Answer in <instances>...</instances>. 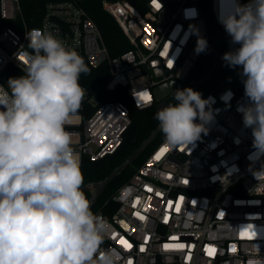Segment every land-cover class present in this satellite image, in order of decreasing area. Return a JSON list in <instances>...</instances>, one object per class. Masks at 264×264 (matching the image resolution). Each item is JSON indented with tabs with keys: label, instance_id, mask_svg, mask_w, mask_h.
<instances>
[{
	"label": "built area",
	"instance_id": "2783aa9c",
	"mask_svg": "<svg viewBox=\"0 0 264 264\" xmlns=\"http://www.w3.org/2000/svg\"><path fill=\"white\" fill-rule=\"evenodd\" d=\"M28 1L0 0V85L24 74L16 53L27 48L25 33L32 29L51 32L75 49L89 73L80 75L85 96L65 127L74 134L80 161L100 160L121 145L129 108L104 100L110 92L124 88L135 108H149L162 83L192 87L188 76L196 62L226 41L220 37V0H104L103 11L130 45L111 58L80 0H48L34 11ZM198 37L207 41L199 54ZM229 91L231 98L222 99ZM209 97L214 120L208 134L183 149L163 139L112 196L117 207L105 219L102 247L116 250V264H249L264 258V185L249 170L251 129L237 111L247 102L242 77L233 85L222 82L203 96Z\"/></svg>",
	"mask_w": 264,
	"mask_h": 264
},
{
	"label": "clouds",
	"instance_id": "9594fccd",
	"mask_svg": "<svg viewBox=\"0 0 264 264\" xmlns=\"http://www.w3.org/2000/svg\"><path fill=\"white\" fill-rule=\"evenodd\" d=\"M218 20L238 45L222 59L241 69L247 102L237 111L251 129L249 170L264 185V0H220ZM25 38L27 48L16 53L24 74L0 85V264H116V250L102 247L108 224L92 212L82 190L74 134L65 127L81 108L79 78L89 68L51 32L32 29ZM206 48L198 37L195 51ZM172 96L175 103L154 119L164 143L183 149L208 134L214 100L191 87ZM231 96L229 91L222 99ZM249 264H264V258Z\"/></svg>",
	"mask_w": 264,
	"mask_h": 264
},
{
	"label": "trees",
	"instance_id": "16d2710c",
	"mask_svg": "<svg viewBox=\"0 0 264 264\" xmlns=\"http://www.w3.org/2000/svg\"><path fill=\"white\" fill-rule=\"evenodd\" d=\"M47 1L48 0H29L27 3L30 9L34 11L42 8L43 4ZM103 1L104 0H80L79 5L99 29L108 54L113 58L127 51L130 48V45L113 18L103 11ZM242 2L246 3L247 0H242ZM24 12H26L25 7ZM230 41L222 42L218 46L219 49H214L211 54L199 59L188 78L193 79L196 82L206 70L210 68L220 53L226 49ZM237 69L238 67L231 68L223 61V63L197 91H199L203 97L208 92L221 86L222 82L226 81L232 85L235 84L240 79V74ZM15 76L17 77L19 75L15 74ZM94 78L95 77H93V79ZM94 80L98 82L103 81L102 78ZM104 100L125 104L129 108L130 124L123 133L121 145L113 154L97 161H91L87 156H81V170L84 177L83 185L103 179L112 171V169L123 162L159 124L158 121L154 119L155 113L169 103H175L173 97H169L160 106L155 104L149 108L137 109L130 103L127 90L124 88H116L114 91L110 92ZM163 139V134L160 132L134 164L127 168L105 188L96 204L91 208L94 214L101 215L105 219L109 218L117 207L116 203L111 199L112 196L120 186L130 179L135 170L143 163L154 147ZM84 192L89 199L90 193L86 191Z\"/></svg>",
	"mask_w": 264,
	"mask_h": 264
},
{
	"label": "water",
	"instance_id": "95a60500",
	"mask_svg": "<svg viewBox=\"0 0 264 264\" xmlns=\"http://www.w3.org/2000/svg\"><path fill=\"white\" fill-rule=\"evenodd\" d=\"M220 37L226 41H230L231 38L223 30L220 34ZM219 43L214 44V48H217ZM238 45H233L231 42L226 47V49L220 53L216 60L212 63L210 68L193 84L191 87L193 90L197 91L200 86L213 74V72L223 63V55L233 50ZM184 86L176 81H168L158 85L154 89V100L159 106L169 97H173L172 93L177 89H183ZM159 124L150 132V134L139 144V146L119 165H117L112 171L103 179L99 181L89 182L82 186V190L90 193V207L92 208L98 198L102 195L105 188L118 176H120L127 168L132 166L134 162L139 158V156L147 149L151 142L156 138L160 133Z\"/></svg>",
	"mask_w": 264,
	"mask_h": 264
},
{
	"label": "snow or ice",
	"instance_id": "6c2138e0",
	"mask_svg": "<svg viewBox=\"0 0 264 264\" xmlns=\"http://www.w3.org/2000/svg\"><path fill=\"white\" fill-rule=\"evenodd\" d=\"M21 59H23V57H21ZM142 98H145V99H147L148 97L146 96V94H144L143 96H142ZM137 215H139V214H137ZM141 219H143V217H141ZM168 247H171L170 245H165V248H168ZM176 247H183V245H177ZM141 250H143V249H141ZM210 254H211V252H210Z\"/></svg>",
	"mask_w": 264,
	"mask_h": 264
},
{
	"label": "flooded vegetation",
	"instance_id": "af4514ba",
	"mask_svg": "<svg viewBox=\"0 0 264 264\" xmlns=\"http://www.w3.org/2000/svg\"><path fill=\"white\" fill-rule=\"evenodd\" d=\"M214 49H216V50H217V49H219V48L217 47V48H214Z\"/></svg>",
	"mask_w": 264,
	"mask_h": 264
},
{
	"label": "rangeland",
	"instance_id": "374dc122",
	"mask_svg": "<svg viewBox=\"0 0 264 264\" xmlns=\"http://www.w3.org/2000/svg\"><path fill=\"white\" fill-rule=\"evenodd\" d=\"M18 75V74H17Z\"/></svg>",
	"mask_w": 264,
	"mask_h": 264
}]
</instances>
